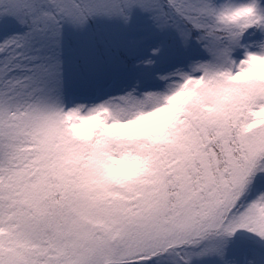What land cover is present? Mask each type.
<instances>
[{
	"label": "snow or ice",
	"instance_id": "1",
	"mask_svg": "<svg viewBox=\"0 0 264 264\" xmlns=\"http://www.w3.org/2000/svg\"><path fill=\"white\" fill-rule=\"evenodd\" d=\"M0 264H264V0H0Z\"/></svg>",
	"mask_w": 264,
	"mask_h": 264
}]
</instances>
